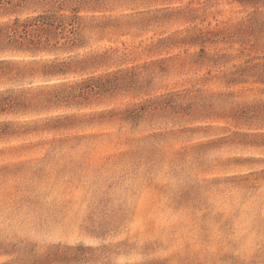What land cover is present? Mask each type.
<instances>
[{
    "label": "rangeland",
    "instance_id": "rangeland-1",
    "mask_svg": "<svg viewBox=\"0 0 264 264\" xmlns=\"http://www.w3.org/2000/svg\"><path fill=\"white\" fill-rule=\"evenodd\" d=\"M82 14L89 63L61 81L118 87L0 112V264H264V0Z\"/></svg>",
    "mask_w": 264,
    "mask_h": 264
},
{
    "label": "trees",
    "instance_id": "trees-1",
    "mask_svg": "<svg viewBox=\"0 0 264 264\" xmlns=\"http://www.w3.org/2000/svg\"><path fill=\"white\" fill-rule=\"evenodd\" d=\"M91 1L0 0V15L13 16L0 22V80H31L30 86L19 88L17 94L9 89L0 92V112L42 105L57 107L77 97L88 99L118 87L116 80L122 74L119 71L71 83L61 81L69 74L84 71L89 63L77 59L78 53H71L85 45L86 18L92 22L97 18L82 14ZM6 54L29 59L6 57ZM37 77L41 82L31 85ZM27 92L33 94L26 100L24 94ZM53 260L68 262L69 257L55 254Z\"/></svg>",
    "mask_w": 264,
    "mask_h": 264
}]
</instances>
